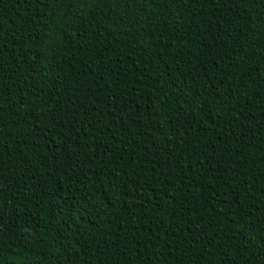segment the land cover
Returning <instances> with one entry per match:
<instances>
[{
  "label": "trees",
  "instance_id": "16d2710c",
  "mask_svg": "<svg viewBox=\"0 0 264 264\" xmlns=\"http://www.w3.org/2000/svg\"><path fill=\"white\" fill-rule=\"evenodd\" d=\"M0 264H264V0H0Z\"/></svg>",
  "mask_w": 264,
  "mask_h": 264
}]
</instances>
